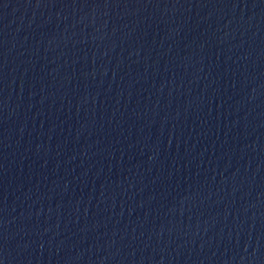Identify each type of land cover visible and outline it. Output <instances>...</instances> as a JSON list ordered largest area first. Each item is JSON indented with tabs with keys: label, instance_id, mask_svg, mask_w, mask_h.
Returning a JSON list of instances; mask_svg holds the SVG:
<instances>
[{
	"label": "water",
	"instance_id": "95a60500",
	"mask_svg": "<svg viewBox=\"0 0 264 264\" xmlns=\"http://www.w3.org/2000/svg\"><path fill=\"white\" fill-rule=\"evenodd\" d=\"M0 264H264V0H0Z\"/></svg>",
	"mask_w": 264,
	"mask_h": 264
}]
</instances>
